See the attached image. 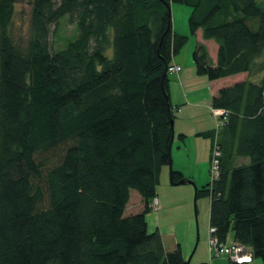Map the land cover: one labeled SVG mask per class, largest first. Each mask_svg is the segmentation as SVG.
<instances>
[{
  "label": "trees",
  "instance_id": "16d2710c",
  "mask_svg": "<svg viewBox=\"0 0 264 264\" xmlns=\"http://www.w3.org/2000/svg\"><path fill=\"white\" fill-rule=\"evenodd\" d=\"M18 1L0 0V264H188L146 222L172 160L167 68L188 39L173 31L171 3L191 7V34L218 43L214 64L195 47L197 74L263 73L212 96L228 112L219 175L194 194L209 197L219 241L231 231L264 264V0H28L22 44ZM64 18L76 33L53 51L49 27ZM184 178L170 170L172 185Z\"/></svg>",
  "mask_w": 264,
  "mask_h": 264
},
{
  "label": "crops",
  "instance_id": "0c3cea01",
  "mask_svg": "<svg viewBox=\"0 0 264 264\" xmlns=\"http://www.w3.org/2000/svg\"><path fill=\"white\" fill-rule=\"evenodd\" d=\"M188 29L189 28L185 26L184 30H182L183 32H177L178 30H176L175 27L173 29L174 32L180 35L188 36L186 42L190 43V45L185 49L182 47V50L180 49L178 54L172 59V63L179 68L178 72L168 73V75H171L169 78V95L173 113L174 137L171 144V165L169 169L168 167L164 169V174H166L168 178L167 171L170 172L172 167L183 174L187 179L196 180L197 178H203L207 175L213 134L216 129L215 119L210 109V107H212L211 98L220 87L244 80V77L241 76L243 73H238L224 78L209 80L197 74L192 59V53L195 47L198 44H202L206 48L211 64H214L217 57L218 43L211 38L205 39L202 35L201 28L196 29L193 34L188 32ZM228 81L232 82L229 83ZM181 134L183 135L182 139L179 138ZM183 156L184 161H180ZM189 166L194 167L193 172L188 171ZM207 183L208 182L205 184ZM171 186L172 184L169 181L167 186L164 187L171 190ZM156 195L160 202L157 211L160 210V212H162L170 199L165 198V195L160 190L158 193L156 190ZM130 206L136 210H130L127 213H136L141 210L143 202L138 196L136 203H131ZM167 235L170 234L161 233L164 249L170 251L179 243H177L176 238L173 237V241L168 243L167 246L165 242V237H167ZM228 239H232V236ZM221 256L226 257V255ZM209 264H230V262L227 258V262L225 260H223L222 263L210 261ZM248 264L262 263L256 258H253Z\"/></svg>",
  "mask_w": 264,
  "mask_h": 264
},
{
  "label": "rangeland",
  "instance_id": "374dc122",
  "mask_svg": "<svg viewBox=\"0 0 264 264\" xmlns=\"http://www.w3.org/2000/svg\"><path fill=\"white\" fill-rule=\"evenodd\" d=\"M191 12V7L180 4V3H171L170 13L172 28L178 30L177 32H183L184 26L188 27V17ZM55 25H50L49 27V43L51 50H57L63 48L68 41V39H73L76 33L74 23L67 21L66 18L62 19L59 23L58 28L55 30ZM188 32L189 29H188ZM11 33L15 40L19 41L21 44L26 42L32 33L31 25V6L28 0H19L16 3L15 14L13 17V22L11 26ZM190 43H185L183 49L188 47ZM192 45V44H191ZM182 50V49H181ZM179 70V68H178ZM178 70L176 72H178ZM171 73V72H170ZM244 75V76H243ZM263 73H258L257 77L249 75L250 80L258 81ZM244 79L249 78L247 73L241 74ZM239 76V77H241ZM170 78L171 75H168ZM201 77H208L204 74ZM238 77V78H239ZM246 77V78H245ZM231 78V77H229ZM231 83L232 81H228ZM211 109V107H210ZM211 113L215 119V124L217 126L218 118L213 113ZM221 129V128H220ZM218 130V136L219 131ZM214 136V134H213ZM217 140L218 137H217ZM180 161H184V156ZM244 159H239L237 162L242 163ZM166 167L169 169V165L164 166L162 173L160 175V183L157 186V193L160 190L165 198L170 199L167 202V205L164 211L160 212L150 210L146 213V222L148 224V230L152 231L158 229L161 233H169L166 238V245L173 241V237L176 238L177 243L181 248V252L184 255L185 259H189L188 264H199L202 262H220L223 260L227 262V258L221 255H225L224 251L220 255L212 254L213 252L209 251L208 245V235H209V197L201 196L195 198V188H200L206 182H209L211 179L210 174V162L207 169V175L203 178H197L196 180L188 178L192 183L186 184H177L172 185L171 190L166 189L164 186H167L169 183V171H167L168 178L164 174ZM172 170H175L171 167ZM170 169V170H171ZM194 167L189 166L188 171L193 172ZM199 172V171H196ZM138 194L136 191H131V198L128 204L127 212L130 210H136L131 207L130 204L136 203L138 199ZM232 236V232H228L226 242L231 241L228 239ZM168 246V245H167ZM261 262L260 258H256ZM262 263V262H261Z\"/></svg>",
  "mask_w": 264,
  "mask_h": 264
},
{
  "label": "built area",
  "instance_id": "2783aa9c",
  "mask_svg": "<svg viewBox=\"0 0 264 264\" xmlns=\"http://www.w3.org/2000/svg\"><path fill=\"white\" fill-rule=\"evenodd\" d=\"M167 70L169 72H176L178 70V66L171 63L168 66ZM262 101L264 104V86L262 89ZM211 109L213 110V113L217 116L218 121H217L216 129L214 131V137H213L211 155L209 161L210 174H211L210 181L214 180L219 175L221 151L217 140L218 130L225 123L228 115V112L225 109H214L213 107H211ZM159 206H160L159 198L157 196H154L151 199L150 208L156 212L159 209ZM214 231L215 229L213 227H209L208 245H209V251L213 252L212 254L220 255L221 252L224 251V253H226L225 254L226 257L229 260L238 264H248L252 261V252L248 247L235 241L226 242L225 240L224 242H221L214 234Z\"/></svg>",
  "mask_w": 264,
  "mask_h": 264
},
{
  "label": "water",
  "instance_id": "95a60500",
  "mask_svg": "<svg viewBox=\"0 0 264 264\" xmlns=\"http://www.w3.org/2000/svg\"><path fill=\"white\" fill-rule=\"evenodd\" d=\"M171 125H172V129H173V120H171ZM179 183L180 184H186V183H192V181L184 178V179L180 180ZM186 261H187V263H189V259H187Z\"/></svg>",
  "mask_w": 264,
  "mask_h": 264
}]
</instances>
